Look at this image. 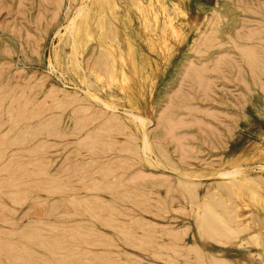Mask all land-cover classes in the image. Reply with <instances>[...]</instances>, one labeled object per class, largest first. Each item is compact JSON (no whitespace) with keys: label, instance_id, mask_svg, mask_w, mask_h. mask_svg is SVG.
I'll return each mask as SVG.
<instances>
[{"label":"rangeland","instance_id":"rangeland-1","mask_svg":"<svg viewBox=\"0 0 264 264\" xmlns=\"http://www.w3.org/2000/svg\"><path fill=\"white\" fill-rule=\"evenodd\" d=\"M0 200V264H264V0H0Z\"/></svg>","mask_w":264,"mask_h":264},{"label":"bare ground","instance_id":"bare-ground-1","mask_svg":"<svg viewBox=\"0 0 264 264\" xmlns=\"http://www.w3.org/2000/svg\"><path fill=\"white\" fill-rule=\"evenodd\" d=\"M82 10H83V9H82ZM71 26H72V25H71ZM85 79H86V78H85ZM87 92H88V91H87ZM100 99H101V98H100ZM101 100H102V99H101ZM102 101H104V100H102ZM104 103H105V102H104ZM143 135H144V134H143ZM147 142H148V141H147ZM147 142H146V143H147ZM146 146H148V145L146 144ZM149 148H150V147L148 146L147 149H149ZM150 150H151V149H150ZM234 170H235V169H234ZM30 171H31V170H30ZM219 172H220V171H219ZM220 174H222L223 176H226V175H229L230 173H229L228 171H227V172H226V171H222V172H220ZM222 175H221V176H222ZM184 176H185V175H184ZM5 179H6V178H5ZM2 199H3L4 201H6V198H3V197H2ZM0 201H1V200H0ZM1 202L3 203V201H1ZM207 217H208V220L211 221V222L213 221L212 219H214V220H215V219H218V221L221 220V219H219V217H218V216L212 211L211 207L208 208V216H207ZM210 229L215 230L214 228H212V226H211Z\"/></svg>","mask_w":264,"mask_h":264}]
</instances>
